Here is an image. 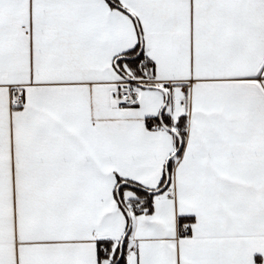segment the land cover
I'll use <instances>...</instances> for the list:
<instances>
[{
  "label": "snow or ice",
  "instance_id": "obj_1",
  "mask_svg": "<svg viewBox=\"0 0 264 264\" xmlns=\"http://www.w3.org/2000/svg\"><path fill=\"white\" fill-rule=\"evenodd\" d=\"M0 264H264V0H0Z\"/></svg>",
  "mask_w": 264,
  "mask_h": 264
}]
</instances>
